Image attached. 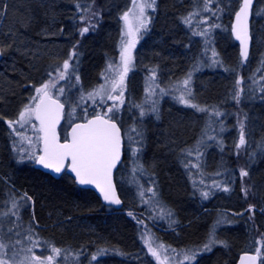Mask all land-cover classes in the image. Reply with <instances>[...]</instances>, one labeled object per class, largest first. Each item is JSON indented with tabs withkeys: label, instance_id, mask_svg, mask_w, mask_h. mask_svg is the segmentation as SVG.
Segmentation results:
<instances>
[{
	"label": "trees",
	"instance_id": "16d2710c",
	"mask_svg": "<svg viewBox=\"0 0 264 264\" xmlns=\"http://www.w3.org/2000/svg\"><path fill=\"white\" fill-rule=\"evenodd\" d=\"M55 1L44 4L40 0H9V11L5 17L8 34L3 36L2 42L7 48V54H16L2 61L4 55L0 60V112L10 108V112L13 110L17 102V92L27 83L28 77H33L38 72L44 74L56 67V64H53L41 72L38 52L55 53L57 47L53 43L47 46L38 43L34 45L36 41L31 38L34 33L36 35V30H43L47 26L51 13H57L52 7L58 5V0ZM197 2L198 0H195V4ZM186 3L187 0H157L156 9L151 12V22L144 31L145 35L139 41L136 51L137 61L146 60L151 56L155 58L152 65H144L142 61L134 70L135 74L138 75L141 71L140 73L148 77L147 72L155 67L158 79L162 80L166 76L165 70L180 69L177 79L181 78L184 73L194 69L197 58L195 52L200 49L202 54L204 51V38L194 36L192 32L207 27L201 23L205 18H210L209 23L221 25L220 28L212 30L209 38L212 41L210 47L215 48L222 63L214 67L203 66V69L200 66L198 71H193V76L200 74L198 81L201 85L196 86L197 89L194 90V102L201 106L217 108L223 114L220 117H212L214 123L207 135L215 136L216 139L205 140L207 146L201 149L203 156L199 160L200 168L191 166L197 162L196 156L189 157L182 153L181 149L193 148L203 133L194 136L195 126H191L192 119L189 120L179 113L169 115L167 122L156 129L161 133L160 139L157 138L151 145L149 142V147L152 146L153 149L150 164L155 166L157 171L149 176L151 171L147 168L148 173L145 176L143 173L136 174L138 183L145 189L153 186L157 189L159 200L173 212L171 218H151L157 213L149 205L141 203L132 171L131 181L138 198L130 201L123 197L118 187L123 206L121 210H115L101 203L90 189L79 187L65 173L55 178L35 168L33 161L16 162L18 158L12 150V145H8L6 149L0 139V177L3 179L0 180L17 189L14 190L17 195L26 192L32 197V201L21 208V219H16V228L1 224V232L4 235L12 237L19 232L17 239L24 240V247L31 246L24 238L28 235L27 229L34 213L37 223L32 224L35 228L33 239L39 240L41 245L34 248V252L42 250V255H49V244L44 243L48 241L65 249L71 257L80 253L78 258L73 257L76 262L74 264H157L141 239L145 231L158 238L157 241L164 245L178 249H195L206 242L210 228L217 220L222 219L224 223L216 227V234L220 241L226 242L227 247L217 244L210 252H200L196 261L186 264H236L241 252L255 251L257 247H261L259 241L264 239V150L257 145L264 143V92L260 90L264 87V80H261L264 71H258L264 61V0H257L254 4L251 21L252 46L249 57L243 63L238 45L230 32L234 12L239 6L238 0H220L218 6L224 9L223 12L217 13L215 17L210 12L202 13L195 17L191 27L182 22V17L193 11L195 4L189 9ZM109 4L110 2H107L106 5ZM199 7H202V4ZM107 11L108 8L102 7L101 4L97 20L106 18ZM257 12L260 14H255ZM256 15L261 21V26L255 21ZM114 32L112 28L104 36H97V44L90 43V36L83 38L84 46H87V61L85 69L83 65L80 69L78 66L83 76L80 77L81 81L86 80L85 72L100 62V52L109 46ZM257 35L260 37L259 43H256ZM28 39L32 40L31 44ZM78 40L75 43L67 41L66 48L73 47ZM81 46L84 47L83 44ZM201 54L204 65H207L211 53L203 57ZM45 62L47 60H43V63ZM239 77L244 79L241 85L244 92L241 102L237 104L232 99V94L236 88L235 81ZM193 111L200 113L195 109H192ZM200 115L201 120L195 119V122L205 127L207 116L204 113ZM245 116L248 146L237 155V121ZM221 123L224 127L222 132ZM3 128L4 125L1 124L2 136ZM183 140L189 142L183 145ZM220 141L223 142L222 147ZM186 163L189 167H185ZM178 166L184 173H188L187 168L192 173L193 179L188 184L189 193ZM242 168L248 171L247 177H240ZM213 181L221 182V188H212ZM116 182L118 185L117 176ZM224 186H227L229 191H223ZM242 188L248 189L247 196ZM201 191H211L213 194L204 199L200 195ZM249 205L254 206L252 211H248ZM129 212L133 215L129 216ZM137 220L143 221V224H138ZM170 220L175 223L170 224ZM38 224L39 226H36ZM98 249L107 251L92 261L91 255ZM57 260L59 264H64L63 256ZM262 261L264 252L261 253Z\"/></svg>",
	"mask_w": 264,
	"mask_h": 264
},
{
	"label": "snow or ice",
	"instance_id": "6c2138e0",
	"mask_svg": "<svg viewBox=\"0 0 264 264\" xmlns=\"http://www.w3.org/2000/svg\"><path fill=\"white\" fill-rule=\"evenodd\" d=\"M198 2L202 4V7L195 8L193 11L188 12L187 16L182 17V22L189 27L192 26L195 17L202 15V13L210 12L215 17L217 13L224 11L223 8L218 6L220 0H198ZM214 4L217 6L213 7ZM238 4V10L234 13L235 23L232 25L231 30L235 39L240 42V57L242 58L241 63H243L249 56V43L251 40L249 20L253 15L254 0H238ZM156 6L157 0H132V7L121 16V19L124 21L125 31L122 32L121 36L120 63L115 66L109 63L105 73L101 74L104 76L105 82L93 88L91 91L84 92L81 90L77 100L73 101L68 98L66 96V89L64 87H58L59 81L71 79L72 76L75 77L78 83L80 81L75 67L70 64V61L79 55L75 51L76 45L73 46V51L69 53L68 59L64 60L62 65L48 72V80L42 82L35 88L36 95L31 97L30 102L20 110L17 119L7 121L11 132L18 138V142H14L13 148L20 154V161L24 159L32 160L36 164L52 169L56 173H60L67 167L75 174V180L79 184L95 185L102 194L104 201L115 205L122 203L117 195L116 186L113 183V170L121 162L125 139L128 141V150L133 157L138 159V154L143 148L144 130L140 124L134 121L122 134V121L119 120L118 113L125 104L126 77L128 72L134 67L132 49L136 46L137 39L139 38L138 34L141 33V30L146 31L151 22L152 17L148 15V10L151 9L154 12ZM76 8L78 12L83 13L80 20L86 26L80 29L79 34L84 36V34L89 32L90 28H95L96 25L92 21L94 17L99 16V13L92 12V4L82 5L77 2ZM255 14L259 15L260 12ZM209 19L205 18L201 21L207 27L199 31L194 30L192 34L204 38V51L201 56H208L210 52V62L204 65V60L201 57H197L194 69L186 73L183 79L170 85V88L175 93H179L178 95H173V98L178 103L195 109L197 112L204 113L207 116L205 127L202 130L203 134L195 146L193 148L181 149V152L189 157L196 156L197 162L191 164V166L197 169L200 168L199 160L203 156L201 149L207 146L205 140L216 139L215 136L207 135L208 131L212 130L214 123L212 117H220L223 115L217 108H211L206 105L201 106L194 102L195 96L192 89L193 71H198L200 66L214 67L222 63L218 58V53L215 48L210 47L212 41L209 38L212 30L220 28L221 25L209 23ZM126 37L128 38L127 40H125ZM10 46L8 45V47ZM4 51L5 47L0 46V54H3ZM150 71L151 75L146 79L145 84V101L150 104V107L146 109L144 103L134 105V107L139 109L141 122L142 118L149 112L156 113L157 118H159V97L170 94L169 89L161 88L157 82V68L154 67ZM258 71H264V61L261 62V68ZM108 73L112 75L109 76ZM117 76L118 79L115 78ZM261 80H264V76L261 77ZM253 82L257 83L255 80ZM243 83V77H239L235 81L236 88L232 94V99L237 104L241 102V97L244 92V89L241 87ZM260 90L264 92V87H261ZM62 96L65 97L64 102L61 101ZM98 97L102 107L105 106L106 100L112 101L111 106H107V110L102 114L96 112L90 119L85 115L83 118L84 122L82 123H73L70 120L71 132L61 142L57 132V125L65 115L66 104L69 108L68 116L72 117L81 103L86 100H91L96 104ZM153 97H157V99H153ZM33 118L39 122L38 128L33 123ZM246 119L247 117L245 116L237 121L239 125V137L235 143L237 155L242 150H246L248 146L245 131ZM17 125L19 128H17ZM28 125H31L32 129L35 130V141L32 137L25 134ZM223 130L224 127L221 123L220 131L222 132ZM41 143L42 147H38ZM219 143L222 147L223 142L220 141ZM133 145H139V147H134ZM257 147L264 150V143L257 145ZM185 167H189V164L186 163ZM143 171V165H138L132 169L133 182L137 184L141 203L149 205L157 213L156 216L151 217L152 219L171 218L173 212L159 200L157 189L154 186L145 189L143 185L138 183L136 174L143 173ZM239 175L241 178H244L249 173L246 169L242 168L240 169ZM152 183L154 184L155 182L153 181ZM200 183L202 184L203 181ZM211 187L219 189L221 188V182L213 181ZM223 191H229V188L224 186ZM242 191L245 196L248 195L247 188H242ZM9 192V198L4 203L9 204L10 207H8L6 212H0V216H8L10 214L17 219H21L20 210L27 202L32 201V197L26 192L22 195H17L11 189ZM212 194L211 191L200 192V195L204 199L209 198ZM253 209L254 206L249 205L248 211H252ZM128 215L132 216L133 213L129 212ZM33 223H37L34 213L32 221L29 222V228L27 229L28 235L24 238L30 243L31 246L29 247L23 246L24 240L22 239L13 241L0 237V264H59L57 258L61 256H63L64 264H67L70 253H67L65 249L56 247L48 241L44 243L49 244L48 250L50 254L43 257L35 254L34 248L40 247L41 245L39 240L33 239V235L35 234V228L32 227ZM137 223L143 224V221L137 220ZM171 223H175V221L170 220ZM221 223H224V220H217L210 228L206 242L202 246L195 249L181 250L180 255L183 256L184 260L196 261L197 255L200 252H210L217 244H223L227 247L226 242L220 241L216 234V227ZM9 231H12V229H9ZM16 235L19 236L20 233L17 232ZM141 239L146 245L148 253L157 261V264H167L170 254H173V264H176L174 257L176 250L172 249L170 245L165 246L163 243H158V238H155L147 231L141 236ZM259 243L261 247L255 249L256 255H242L240 264H256L257 258L264 252V239L259 241ZM17 246L21 247L18 249ZM106 251V249H98L95 254L91 255V260H97V256L104 254ZM21 253H24V255H21ZM75 255L78 258L80 253H76ZM162 256L163 259L161 258ZM262 264H264V261H262Z\"/></svg>",
	"mask_w": 264,
	"mask_h": 264
},
{
	"label": "rangeland",
	"instance_id": "374dc122",
	"mask_svg": "<svg viewBox=\"0 0 264 264\" xmlns=\"http://www.w3.org/2000/svg\"><path fill=\"white\" fill-rule=\"evenodd\" d=\"M90 4H92V12H98L100 10V8H101L100 0L90 1ZM106 4H107V2H106ZM106 4L104 2V4H102V7L109 8ZM130 7H132V0H128V2L126 4L125 9L122 12V14L125 11H127ZM151 12H152V10L149 9L148 10V15L149 16H151ZM122 14L120 15V26H118L117 32L115 33V36L117 34V38L112 36L109 46L105 47V48H110L111 47L112 51L110 50L111 53L109 54V57L107 58L106 63L103 66V69L101 70L102 73H105L106 69L108 68L109 63H112L114 66L120 63L121 36H122V32L125 31L124 21L121 19ZM89 15H91V14H89ZM94 19H97V18L96 17L93 18V21H92L93 23L95 22ZM255 21H256L258 26L259 25L261 26V21L259 20L257 15H256V18H255ZM80 23H81V25H80L78 33H77V40L80 39V41L78 40L77 43L75 44L76 45L75 51L77 53H79V55L77 57H74L73 60L70 61V64H72L75 67L76 74H78L79 77L83 78L82 73L79 70L80 68H82V65H83L82 60H80L81 57H82L81 56V52L83 53L81 45L83 44V46H84V42L82 40H83V38H87V33L84 34V36H81L79 34L80 33V29L86 26V24L84 22H82L81 20H80ZM91 30H93V28H90L89 32ZM113 30H114V24H113ZM144 31L145 30H141V33L138 34L139 38L137 39L136 46H135L134 49H132L134 67L128 72V79L126 81L127 87H126V90H125V104L122 106L120 112L118 113L119 120L122 121V126H123L124 131H125L126 128L130 127L133 124L134 121L137 124H140L141 127L144 130L143 148H142V151L138 154V158L141 157V155L144 153V150L147 148L145 142L148 141V137H145V131L146 132L148 131V129L150 128V124L154 125L153 122L157 118V114L156 113L149 112L145 117L142 118V122H141V119L139 118V109L134 107V105L141 104V103H144V106H145L146 109L150 107V104L145 101L146 92L144 94H142L141 96H137V93L135 94V90H136V88L138 86V85H135L136 84V80L138 82L140 80H139L138 76H136L137 74L134 73V70L136 69L137 66H139L138 64H140L142 61L143 62L146 61V60H142V61L138 60L137 61V59H136V51H137L138 43L144 37V35H145V34L143 35ZM111 32L109 33V35L111 34ZM127 39L128 38L126 37L125 40H127ZM256 40H257L256 43L260 42L259 35L256 36ZM113 47H114L116 52L113 51ZM55 51H56L55 53H51L49 51H47V52H44V51L38 52V55L39 54L41 55L39 57V59H42V60L44 59V60L50 61L54 65L56 64V67H58V66L62 65L64 60L68 59L69 53L73 51V47H69L67 49L66 46H65V48H57V50H55ZM78 66H79V69H78ZM203 68L204 67L202 66L201 69H203ZM51 71L52 70H48V72H51ZM48 72H46L44 74H40V72H38L37 74L35 73L33 77H28L27 83L22 85L21 86V90L17 92V96L18 97L15 100L17 102L15 103V106H14L13 110L11 111V113H9V116L6 118V121L3 122V125H4L3 130L6 131L7 135L10 138L9 145L10 144L12 145V150L16 153L17 158H18V159H16V162L25 163V162L32 161V160L24 159L23 161H20V154L17 151H15L14 148H13L14 142H18V138L11 132V129L9 128V126L7 124V121L8 120L17 119L20 110H22L24 105H26V104H28L30 102L31 97L36 95L35 88L38 87L42 82L48 80V78H49L48 75H47ZM186 72H188V71H186ZM85 74L87 75V77L89 76L88 72L87 73L85 72ZM147 74H149V76H150L151 75V71H148ZM108 75L111 76L112 74L108 73ZM199 76H200V74H197L196 76H193V78H192V89H193V93L194 94H195L194 90L197 89L196 86L197 87L201 86L199 81H198V79L200 78ZM148 77L143 78L139 82V85L143 87L142 89L144 91H145L146 79ZM184 77H185V73H184V75L181 78H179L177 80H169L166 76L162 80L161 79H157V82L159 83L160 87L169 89V93H170L169 95H164L162 97H159V104H158V108H159V114L158 115L159 116L160 115L164 116V115H168V114L169 115H178L175 112L173 113L170 110V108H166V106H165V109H163V103L165 102L166 97H167V99H170V101L174 100L173 103L175 105L179 106L181 111H190V112H192V109L190 107H186V106L178 103L173 98V95H178L179 93H175L174 90H172L170 88V85L174 84L178 80L183 79ZM115 78L118 79V76L115 77ZM166 79H167V81H166ZM104 82H105L104 81V76H102L100 74L98 75L97 79H95L93 82L90 81V82H87V83H84L83 81H81V79H80V81L78 83L75 80V77L72 76L71 79H66L65 81H59L58 87H64L66 89V96L68 98L72 99L73 101H75L79 97V95L81 93V90H83L84 92L91 91L93 88L98 87L100 84H103ZM193 85H194V87H193ZM157 91H159V90L157 89ZM114 94H116V93H114ZM61 99L64 102L65 97L62 96ZM153 99H157V97H153ZM97 101L98 102L96 104H94L91 100L84 101L77 108L76 113L72 117L68 116L69 108H68V105L66 104L67 105V110H66V113H65V123L62 126V133H64L66 128L70 125V123H69L70 120H71V122H73L74 120H77V119L78 120H83L85 115H87V117H88L89 115H91L93 113H96V112L103 113L104 111L107 110V106H111V104H112V101H107L106 100L105 101V106L102 107L100 105V103H99V97L97 98ZM85 108H86V112H85ZM150 121H151V123H150ZM33 123L36 124L37 128L39 127V125L37 124V122L35 121L34 118H33ZM17 128H19L18 125H17ZM25 134L27 136L32 137L33 140L35 141L36 133H35V130L32 129L31 125L27 126V131L25 132ZM147 135H149V134H147ZM125 142H126V144H125V147H126V149H125V159H124V162L121 164L119 170L117 171V177H118V183H119L118 187L120 188V191H121L123 197H125V195H124V192L122 190V186H123L124 183H129V181H131V175H130L131 173L130 172L132 171V169L134 167H137L138 165H143V168H144V161H139V159H137L136 157H133L131 152L128 150V146H127L128 145V141H127V139H125ZM133 146L134 147H139V145H133ZM38 147H40V144L38 145ZM145 164H146V162H145ZM4 192L5 191H2V195L0 194V199H2V197L4 195ZM6 192L9 194L8 190H6ZM136 197L138 198V195H136L135 190H134V196L130 199V201L136 199ZM6 206H7V204H5L4 201L0 200V210L2 212H6L7 211ZM16 222L18 223L17 220H12L11 221L10 218L7 217V216L3 217V223L6 226H10V228H13V229L16 228L15 227ZM157 242L158 243H162V242H159V241H157ZM143 244H144V242H143ZM165 246H167V245H165ZM19 247H21V246H17L18 249H19ZM171 248L176 250V253L174 254L176 264H186V263L192 262V261L184 260L183 256L180 255L181 250H187V249H178V248H173V247H171ZM41 251L42 250H40L38 252L36 251L35 254L43 257L44 255L41 254ZM21 255H24V253H21ZM73 257H76V256H74V255L72 257L68 256V260H70V261H67V264L76 263V262H74L75 259ZM161 258L163 259V256ZM77 261H78V259H77ZM167 264H173V254L169 255V260L167 261Z\"/></svg>",
	"mask_w": 264,
	"mask_h": 264
},
{
	"label": "bare ground",
	"instance_id": "6f19581e",
	"mask_svg": "<svg viewBox=\"0 0 264 264\" xmlns=\"http://www.w3.org/2000/svg\"><path fill=\"white\" fill-rule=\"evenodd\" d=\"M90 1H93V0H58V3H56V5L57 4L60 5L61 8L58 5L56 7L52 5V7L55 10H57V13L55 11L54 13L50 14V17L48 18V21L46 23L47 26H45V28L43 30H40V31L36 30V35H35V33L33 35H31L32 40L36 41L33 44L35 45L36 43H38V44H41L43 46H45V45L47 46V45H52V43H53L54 46H56L57 48H64L66 46L67 41H70L71 43H75L77 40V33H78L79 27L81 25L80 17L83 14V13L77 11L76 3L79 2L82 5H87V4H90ZM40 2L45 4V2L46 3L51 2V0H47V1H41L40 0ZM100 2H101V4H104V2L105 3L110 2V4L108 5L109 8L107 11L108 16L106 18L101 19V20L94 19V21H95L94 23L96 26H95V28H93V30H91L89 33H87V37L88 36L91 37L90 43H96L97 44V42H98L97 36H99V35L104 36L108 32V30L110 31L113 28V24H114V31H115L113 36L115 38H117V34L115 36V33L117 32L118 26H120V15L124 11L128 0H100ZM8 4H9V0H1V2H0V37H1L0 46H4V43L2 42L3 41L2 38H3V36H6L8 34V32L6 31L8 23L5 22V17L7 16V13L9 11L8 10ZM194 4H195V0H187V3H186L187 8H189V9L192 8L194 6ZM199 6H200V4H199V2H197L195 4L194 8H198ZM187 8L185 7V11L187 10ZM98 18H99V16H98ZM231 24H232V22H231ZM230 32H231V27H230ZM32 40L28 39L29 44L32 43ZM90 40L88 39V41H90ZM114 47H113V51L116 52ZM86 48H87L86 45L84 47H82L83 53L81 52L82 57L80 59V60H82L84 69H85V62L87 61ZM110 50L112 51L111 47L110 48L104 47V49L100 52V57H101L100 62L98 64H96V66L93 69L91 68L90 71H88L89 72L88 77L85 74L86 80L84 81V83H87L86 81L93 82L95 79H97L99 74L101 75V73H102L101 70L103 69V66L106 63V60L109 57V54L111 53ZM14 54H16V53H10V55L7 54V48H5V51L2 54V59H3L4 55H5V57L2 61H6L8 57H10L11 55H14ZM195 54L197 55V57H200V54H201L200 49L198 51H196ZM40 56L41 55L39 54V57ZM154 58L155 57H152V56L147 58L146 61L144 62V65L145 64L152 65L153 64L152 60ZM43 60L39 59V61H38L40 63L39 66L41 67V69H40L41 72L44 71L46 67L49 68L50 66L53 65V63L50 61L43 63ZM143 67L146 68V66H143ZM179 70L180 69L165 70L166 71L165 75L169 80H177V78L180 76ZM140 72L138 73L137 76H138L139 80L141 81L145 77V74L140 73ZM166 81H167V79H166ZM139 82L136 80V84H135V85H138L136 90H135V94L137 93V96H141L142 94L145 93V91L142 89L143 87L139 85ZM173 102H174V100L170 101V99L166 98L165 102L163 103V109H165V106H166V108H170V110L173 113L174 112L177 114L180 113L183 115V117H187L189 120L192 119L191 126H195V130H194L195 132L193 135L195 136L198 133L201 134L202 130L204 129V126L197 124L195 122V119L199 120V121L201 120L202 116L200 115V113L181 111L179 106L175 105ZM11 109L12 108L7 109L5 112H0V123L1 124H3V122L6 121V118L9 116V113H11L10 112ZM168 117H169V114L164 115V116L160 115L159 118H156L154 120V122H153L154 125L150 124V128L148 129V131L147 132L145 131V137H148V141L145 142L147 150L143 155H141V157L138 158L139 161H144V168H143L144 176L148 173L147 168H149L151 171L149 176H151V173H155L157 171L156 167L153 166L152 164H150L151 154H152L153 149H152V146L149 147V142L151 145V142H153L154 140L156 141L157 138L160 139L161 133H159V130H156V129L159 126H161V124L165 123V121L167 122ZM150 123H151V121H150ZM208 133H209V131H208ZM147 134H149V135H147ZM0 139H1V141L4 142L5 147L7 149L9 142H10V138L7 135L6 131L3 130V136L1 133ZM187 142H189V141L183 140L181 142V144L185 145ZM177 149H178V146H177ZM173 152L174 153L176 152L175 147L173 148ZM7 158H8V161L10 162L11 160L9 159V156H7ZM145 162H146V164H145ZM178 168L181 172L183 180L185 181V184L187 185V192H188V184H190L191 183L190 181L193 179L192 173L189 172L188 168L186 169V172L188 171V173H184L183 169L181 167L178 166ZM0 179L3 180L2 177H0ZM1 180H0V194L2 195V191H5L4 194L6 193V187L5 186L7 184H4L3 181H1ZM7 186H9V185H7ZM122 190L124 192L125 197L127 199H131L134 196V185H133L132 181H129V183H124L122 186ZM161 195H163V193H161ZM169 203L172 205L171 202H169ZM36 226H39V224ZM41 227L44 228L46 226L41 225Z\"/></svg>",
	"mask_w": 264,
	"mask_h": 264
},
{
	"label": "water",
	"instance_id": "95a60500",
	"mask_svg": "<svg viewBox=\"0 0 264 264\" xmlns=\"http://www.w3.org/2000/svg\"><path fill=\"white\" fill-rule=\"evenodd\" d=\"M255 2H256V0H254V4H255ZM253 6H254V5H253ZM238 7H239V6H238ZM236 10H238V8H237ZM251 20H252V16L250 17V20H249V24H250V36H251V40H250V43H249V55H250V50H251V46H252ZM234 23H235V15H234V17H233V21H232V24H231V29H232V25H233ZM231 35H232L233 39L235 40V42H236L237 45H238L239 54H240V42H239L238 40L235 39V36H234V34L232 33V30H231ZM248 57H249V56H248ZM91 117H92V116H91ZM91 117H89V119H90ZM62 121H63V118L61 119L60 123L57 125V132H58L59 136H60V133H59V127H60ZM37 122H38V121H37ZM82 122H84V121H77V122H75V123H82ZM38 123H39V122H38ZM70 132H71V126H70L69 129H68V134H69ZM122 134H123V133H122ZM69 139H70V136H69ZM60 140H61V136H60ZM63 141H64V140H61V142H63ZM41 147H42V143H41ZM123 158H124V149H123V151H122L121 162H122ZM121 162H120V163L117 165V167L113 170V183L115 184V186H116V183H115V173H116L117 168H118L119 165L121 164ZM34 167L37 168V169H39V170H41V171H44V172H46V173H49L50 175H52V176L55 177V178H59L60 175H61L64 171H66V173H68L69 175H71V177L74 179V181H75V183H76L77 185H79L80 187H83V188H89V189L93 190V191L95 192V194L99 197L100 201H101L103 204L108 205V206H112V207H113L114 209H116V210H119V209L123 206V200H122V198L120 197V194H119V191H118L117 186H116V192H117V195L119 196V198L121 199L122 203L119 204V205L109 204L108 202H106V201L103 200V196H102V194L100 193L99 189H97V188L95 187V185H91V184H89V185H81V184H79V183L75 180V174H74L73 172H71V170H70L69 168H67V167H65V169L62 170L60 173H56V172H54L52 169L45 168V167H43L42 165L36 164L35 162H34ZM245 254H247V255H256V252H252V251L241 252V253L239 254V256H238V259H237V261H236V264H240L241 256H242V255H245ZM256 264H261L260 256L257 258Z\"/></svg>",
	"mask_w": 264,
	"mask_h": 264
},
{
	"label": "flooded vegetation",
	"instance_id": "af4514ba",
	"mask_svg": "<svg viewBox=\"0 0 264 264\" xmlns=\"http://www.w3.org/2000/svg\"><path fill=\"white\" fill-rule=\"evenodd\" d=\"M0 2H1V0H0ZM0 60H2V54H0ZM127 79H128V75H127V77H126V81H127ZM67 130H68V127L66 128V131L65 132H67ZM123 132H124V130H123ZM120 168V167H119ZM119 168H118V170H119ZM7 185H9V186H7ZM5 187H6V190H16L17 191V189H15L11 184H7ZM15 192V191H14ZM20 192V191H19ZM21 193V192H20ZM9 195H10V192H9V194L6 192L4 195H3V197H2V199H0L1 201H5V200H7L8 198H9ZM5 198V199H4ZM8 207H10V205L9 204H7V206H6V208L8 209ZM0 212H2L1 210H0ZM2 217V218H1ZM0 217V237H3L5 240H9V239H11V240H16L17 239V236L16 235H12V237H8L7 235H4L2 232H1V224H4L3 223V217H5V216H1ZM7 217H9L10 218V220L12 221V220H16V217L15 216H10V214L7 216Z\"/></svg>",
	"mask_w": 264,
	"mask_h": 264
}]
</instances>
